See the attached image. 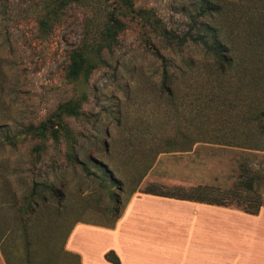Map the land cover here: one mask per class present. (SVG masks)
Instances as JSON below:
<instances>
[{
    "label": "rangeland",
    "instance_id": "rangeland-1",
    "mask_svg": "<svg viewBox=\"0 0 264 264\" xmlns=\"http://www.w3.org/2000/svg\"><path fill=\"white\" fill-rule=\"evenodd\" d=\"M47 1L0 0V68L11 103L9 113H0V246L11 263L24 264L36 249L40 264H68L56 251L76 222L113 223L111 187L121 196L118 208L131 195L109 184L103 166L130 186L132 199L148 183L231 190V212L224 213L251 221L236 202L264 199V147L250 138L257 126L253 108L264 105V0H132L184 43L168 47L139 17L128 16L91 73L76 79L65 77L68 54L93 19L76 5L41 36L35 15ZM146 39L168 61L170 94L161 88L162 63ZM215 42L233 55L224 73L217 70ZM67 101L78 113L62 114L73 141L62 133L59 141H43L20 132ZM69 145L82 164L68 160ZM252 176L250 188L243 181ZM170 205L178 236L191 238L181 217L199 206Z\"/></svg>",
    "mask_w": 264,
    "mask_h": 264
},
{
    "label": "trees",
    "instance_id": "trees-1",
    "mask_svg": "<svg viewBox=\"0 0 264 264\" xmlns=\"http://www.w3.org/2000/svg\"><path fill=\"white\" fill-rule=\"evenodd\" d=\"M76 5H85L84 7L87 8L86 10L93 19V23L87 24L85 37L83 38L82 44L79 47L69 51V63L65 68V77L68 79H76L79 76H84L86 78L91 73V71L96 66L95 58L101 54L103 49L111 48L114 42L117 41L118 34L125 28L123 19L128 16L139 17L143 26L151 27L152 31L156 32L155 34L161 37L163 42L168 47L180 46L184 43L183 37L170 32L164 26H162L156 18L152 17L151 11L149 9L135 7L132 0H49L41 5L39 11L35 15V24L39 34L41 36H47L50 34L53 28L62 22L65 15L70 10L76 8ZM146 43L152 52L161 60V88L167 92V94H170L168 61L166 57L158 49H156L151 42L147 41V39ZM211 47L216 56L217 70L221 73H224L234 64L231 50H229L226 45L220 42L213 43ZM4 77L5 73L0 68V113H9L11 109V103L10 100L8 101V85L4 82ZM64 113L73 115L78 114L76 105L70 101L62 103L58 105L50 118L37 124H27L26 126L22 127L20 132L32 135L33 137L43 141L49 136L53 141H59L60 134L62 133L66 141H73V133L62 122V114ZM253 113L254 114L252 115V118H254L253 120L257 122V126L250 134V138L254 143L253 146L264 147V105H255L253 108ZM1 119L2 118L0 117V121H2ZM168 141H170V139H166L165 144ZM66 157L73 164H82L78 156H76L73 146L71 145H69L67 149ZM101 172L103 174L102 176L109 178V184L117 185L119 189H122V191H128V194L132 196L134 191L130 189V186L123 187L122 182L118 179H115L113 173L109 171L106 166H103ZM96 176L98 175L96 174ZM143 177H139L137 181L138 185L142 181ZM103 178L101 180H103ZM254 180L255 177L252 176L244 180L243 183H248L249 187L252 188ZM110 191L113 202V205L111 206V212L114 214L113 221H116L121 216L123 210L130 201L131 196L126 199L122 208H118L119 203L121 202V196L119 193L113 192L112 187ZM140 192L219 206L232 205V196L235 194L231 190H219L216 187L210 185H197L191 187L173 185L171 187H163L158 183H148L142 190H140ZM236 206L240 207L242 211L246 213L258 214L259 209L264 207V199L257 197L252 199L251 202L247 203L246 205L236 202ZM32 207L33 204H31L30 201L27 209L30 214L33 212ZM25 212L22 210L21 213L25 214ZM2 253L8 264H10V258L3 249ZM37 253L38 250L36 249H34L33 253L27 252L23 259L24 264H40L39 261L41 260L36 255ZM56 254L62 260L67 261L68 264H80V256L77 253L66 250L64 245L56 251ZM104 258L107 261L115 264L120 262L118 256L113 250L106 251L104 253ZM45 264L53 263L45 262Z\"/></svg>",
    "mask_w": 264,
    "mask_h": 264
},
{
    "label": "crops",
    "instance_id": "crops-1",
    "mask_svg": "<svg viewBox=\"0 0 264 264\" xmlns=\"http://www.w3.org/2000/svg\"><path fill=\"white\" fill-rule=\"evenodd\" d=\"M175 200L199 206V212L181 217L191 238H180L176 232L170 205ZM209 210L223 216L208 214ZM226 211L231 209L142 193L141 198H131L110 225L76 222L65 238L64 248L77 253L80 264H115L104 258L108 250L116 253L118 264H264V207L258 214L241 212L252 218L245 224L237 220L239 215L234 211ZM222 231L229 236L218 239L215 235ZM206 234L213 238L206 239ZM0 264H8L1 246Z\"/></svg>",
    "mask_w": 264,
    "mask_h": 264
}]
</instances>
